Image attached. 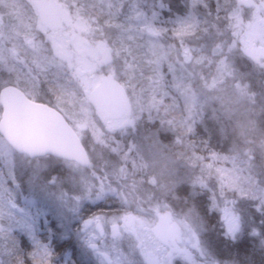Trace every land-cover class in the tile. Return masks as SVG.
<instances>
[{"label":"rangeland","instance_id":"1","mask_svg":"<svg viewBox=\"0 0 264 264\" xmlns=\"http://www.w3.org/2000/svg\"><path fill=\"white\" fill-rule=\"evenodd\" d=\"M44 1L36 4L23 1L33 15V21H26V24L15 23L16 18L13 17L18 14H15V9L9 8L8 14H13L14 26H10L11 31L5 32L1 30L7 22V10L0 8V84L11 81L28 85V90H24L16 84L28 98L36 99L39 88L50 97H55V107L64 113V117L66 114L78 135L88 143L91 166L82 169L75 164L46 158L28 160L4 149L1 151L4 153L1 169L6 173H17L13 175L14 182L10 186L19 188L24 195L4 191L7 194L0 193L1 201L20 211L14 204L20 201L16 195L33 196L36 207L44 210L47 220L53 221L51 227L54 231L50 232H54L59 240L68 239L67 243H71L83 263L202 264L204 252L199 243L200 231L195 211L191 204L179 197L175 199L178 207L173 206L169 191L176 188L171 173L168 174L172 161L148 129L153 120L150 114L157 113L159 117L156 120L161 119L162 123L161 112L152 109L157 105L153 98L145 104L135 87L136 83H132L133 74L129 73L133 72L132 65L125 61L126 49L118 40L121 33L119 25H112L109 19L101 17L105 12L115 16L111 5L103 0H57L64 10L61 16L48 18ZM102 2L105 3L104 11L98 13L91 9L93 4L98 7ZM229 3L225 22H221V31L212 30L201 14L197 15L200 20L203 18L199 28L217 34L226 51L241 53L254 65L256 63V68H264V0H230ZM139 4L140 1H137L136 5ZM143 20L146 35L166 38L167 46L170 44L168 37H162L160 32L151 28V20H146L144 16ZM193 22L195 24L196 19L188 21L180 28L181 32L193 26ZM133 29L137 30V27L134 25ZM202 36L204 48L217 50L218 45L213 46L204 34ZM198 40H192L191 48H181L179 56L181 63L192 65L193 69L204 62L200 56L196 57V53L202 51L200 43H196ZM12 41H16L15 45ZM150 45L153 47L151 42ZM104 48L110 50L113 57L111 64L100 55ZM149 63L157 68L155 58H151ZM107 74H113L127 91L131 116L125 117L123 113L114 115L94 103L98 88ZM45 75H53V80ZM47 82L54 87V93L45 87ZM241 84L236 81L225 88L231 91L227 94L229 105L240 106L243 114L245 108L234 100L245 96L251 101L254 94L250 83L245 81ZM202 97L212 102L217 95L209 92ZM250 127L249 121L242 125V129ZM111 135L118 138V142L125 143L122 154L118 150V142H109ZM261 143L264 146V140ZM245 153L251 155L250 151ZM164 171L166 178L161 176ZM136 176L140 180L136 183V191L141 196L137 201L139 203L130 208L127 191L131 190H127V184L131 183L127 179ZM132 193L136 194L134 190ZM105 200L110 201L108 209L93 211V205ZM144 200L148 201L147 206L143 204L146 203ZM97 216L106 221L115 220L116 234L111 223L106 224L103 234L94 228L85 230L83 222ZM224 221L228 233L234 235L238 227L236 216L225 213ZM172 227L177 232L170 236L168 232ZM33 246H38L35 250L37 258L47 247ZM58 259L55 257V260ZM0 264L12 263L0 253Z\"/></svg>","mask_w":264,"mask_h":264},{"label":"trees","instance_id":"2","mask_svg":"<svg viewBox=\"0 0 264 264\" xmlns=\"http://www.w3.org/2000/svg\"><path fill=\"white\" fill-rule=\"evenodd\" d=\"M137 1H140L139 5H136ZM229 1L103 0L111 5L115 16L105 12L101 17L109 19L112 25H119L118 40L126 49L125 61L132 65L133 72H129L133 74L132 83H136L143 102L148 104L153 98L157 105L152 109L161 112L162 123L161 119L156 120L157 113L150 114L153 120L148 129L172 161L168 174L171 173L176 188L169 191L173 206L178 207L175 199L179 197L191 204L195 211L199 243L204 252L202 264H264V146L261 145L264 140V68H256L257 64L255 66L241 53L226 51L217 34L199 28L203 18L197 17L201 14L212 30L221 31ZM103 2L98 7L93 4L91 9L98 13L104 11ZM15 5L17 13L20 5L15 2L11 6ZM133 16L137 17L134 19ZM143 16L151 20L150 27L155 32L168 37V46L166 38L146 35ZM192 19H196V23L194 21L193 26L182 33L181 29ZM23 20L20 16L14 22L26 24ZM134 25L137 30L133 29ZM5 27L7 25L2 32L7 30ZM202 34L213 46L218 45L217 50L203 47ZM196 38H199L196 43H200L202 49L196 57L200 56L204 62L193 69L192 65L181 63L179 56L181 48H191L192 40ZM11 43L15 45L16 41ZM151 58H155L157 68L149 63ZM45 76L52 78V75ZM236 81L241 85L245 81L250 83L254 94L251 101L245 96L234 100L245 108L243 114L240 106L229 105L227 94L231 91L225 88ZM45 87L54 91L50 82L45 83ZM209 92L217 95L212 102L202 97ZM248 121L252 127L242 129L243 123ZM118 141L113 135L109 138L112 144ZM82 143L89 148L83 138ZM124 146L125 143L118 142L121 154ZM4 149L8 150L0 138V193L13 191L24 195L19 188L10 186L17 173H6L1 169L4 158L1 151ZM9 152L12 154L11 150ZM161 176L165 177V171ZM138 178L127 179L131 183L127 184V190H131L127 191L130 208L139 203L141 196L136 191ZM133 190L136 194L132 193ZM16 196L20 201L14 204L20 211L11 209L0 198L2 257L12 264H88L78 259V253L72 249L71 243H67L68 239L59 240L54 232H50L54 231L51 227L53 221L44 217V210L36 207L33 196ZM108 202L93 205V211L106 210ZM144 202L147 206L148 201ZM228 212L237 219L234 235L225 227L224 215ZM33 245L47 246L40 257L42 260L35 255L38 246ZM55 257L59 259L55 260Z\"/></svg>","mask_w":264,"mask_h":264},{"label":"water","instance_id":"3","mask_svg":"<svg viewBox=\"0 0 264 264\" xmlns=\"http://www.w3.org/2000/svg\"><path fill=\"white\" fill-rule=\"evenodd\" d=\"M62 9L55 0H50L48 14L56 15ZM107 62L112 57L107 48L101 50ZM95 104L114 113L131 115V105L125 89L112 75H108L95 96ZM0 136L18 155L29 159L50 156L75 163L82 168L90 164L79 138L63 117L46 105L29 101L22 92L12 86L0 90ZM177 229L171 228L172 236Z\"/></svg>","mask_w":264,"mask_h":264},{"label":"flooded vegetation","instance_id":"4","mask_svg":"<svg viewBox=\"0 0 264 264\" xmlns=\"http://www.w3.org/2000/svg\"><path fill=\"white\" fill-rule=\"evenodd\" d=\"M4 2H3V8H2V10H4V11H6L7 10V13H5L6 14V20H7V22H6V25H7V30H10L11 31V28H10V26H14V22H13V20H12V17H13V14L12 15H10L9 16V12H10V10H9V8H13V9H15V7H16V5L15 6H9V4L8 3H17V4H19L20 6H18V12H17V16H15V17H13V18H17L18 17V19L20 18V16L22 17V19H24L23 21H29V22H31V21H33V15H31V11H30V9H29V7H27L26 5H24L23 4V1L24 0H3ZM33 2V4H36L37 2H39L40 0H29V2ZM57 1V0H56ZM49 2H50V0H45L44 1V6H45V15H46V17H48V18H54V17H59V16H61V14H62V12H63V10H64V7H63V5H62V11L60 12V13H58V14H56V15H49L48 14V5H49ZM58 2V1H57ZM7 3V4H6ZM60 3V2H59ZM15 12V11H14ZM20 12V13H19ZM9 13V14H8ZM16 14V13H15ZM27 89V88H26ZM28 90V89H27ZM38 91H39V96H40V94H41V88H39L38 89ZM46 95V97H49L50 95L49 94H45ZM31 97H29V99H30ZM31 100L33 101V100H35V102L36 101H38V102H42V101H39V100H36V99H33V98H31ZM49 101H53V97H51L50 99H48ZM44 103V102H43Z\"/></svg>","mask_w":264,"mask_h":264},{"label":"snow or ice","instance_id":"5","mask_svg":"<svg viewBox=\"0 0 264 264\" xmlns=\"http://www.w3.org/2000/svg\"><path fill=\"white\" fill-rule=\"evenodd\" d=\"M107 223H111L113 228V233L116 234V221L115 220L106 221L103 217H99V216L85 220L83 222V227L85 230L94 228L95 230L100 231L101 234H103Z\"/></svg>","mask_w":264,"mask_h":264}]
</instances>
